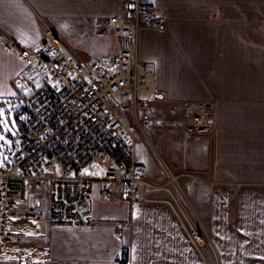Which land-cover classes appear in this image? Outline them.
I'll use <instances>...</instances> for the list:
<instances>
[{"label":"crops","instance_id":"obj_1","mask_svg":"<svg viewBox=\"0 0 264 264\" xmlns=\"http://www.w3.org/2000/svg\"><path fill=\"white\" fill-rule=\"evenodd\" d=\"M126 1L0 0V109L13 128L0 123L3 162L19 130L15 112L21 97L12 78L24 68L5 41L34 46L42 23L55 29L96 26L121 14ZM140 1L164 17L162 29L142 26L137 33L138 57L155 67L149 100L166 99L178 110L186 101H199L212 111L213 130L185 134L181 160L168 163L181 177L209 243L198 249L166 201L167 192L151 190L143 200L116 202L112 212H93L90 226L32 221L34 232L15 230L23 242L0 245V264H117L124 245L128 264H264V0ZM83 36L69 39L80 59L116 43L101 35L96 44L103 48L86 53ZM162 173L156 168L144 175L162 179ZM120 219L129 223L116 232Z\"/></svg>","mask_w":264,"mask_h":264},{"label":"built area","instance_id":"obj_2","mask_svg":"<svg viewBox=\"0 0 264 264\" xmlns=\"http://www.w3.org/2000/svg\"><path fill=\"white\" fill-rule=\"evenodd\" d=\"M95 28L116 44L107 52L80 59L49 25H40L31 47L5 41L24 68L12 78L21 97L19 126L4 152L0 172V245L23 242V233L5 227L27 218L55 226L93 223L94 183L104 200L137 202L151 190H164L166 201L193 243L201 249L208 233L185 192L162 159V179L148 178L134 155L137 134L150 142L149 121L139 107L152 96L155 67L137 55L142 26L164 27V17L140 0H127L121 14ZM151 82V86L147 83ZM150 88V90H149ZM188 138L210 133L214 119L204 102H184ZM175 181L177 191L167 184ZM116 220V232L128 226ZM117 264H128L129 248L119 247Z\"/></svg>","mask_w":264,"mask_h":264},{"label":"rangeland","instance_id":"obj_3","mask_svg":"<svg viewBox=\"0 0 264 264\" xmlns=\"http://www.w3.org/2000/svg\"><path fill=\"white\" fill-rule=\"evenodd\" d=\"M50 26L54 29L55 33L64 42V44L72 50L73 47H71L70 43L71 38H76L84 34L83 39L85 42L83 45L84 50L82 51L86 53L103 48V46L96 44V42L100 40V37H102L101 35H105L106 38L110 40L112 39L108 34H100L95 32L94 28L99 25L95 26L94 24L77 23L61 24L57 25L58 27L56 29L55 26ZM173 106L174 104L170 103L166 99L163 100L161 98H157L154 100H147L144 106L139 107L141 115L146 117V119L149 121V129L147 134L150 142L142 137V135L137 134L134 144V155L136 160H142L141 168H143L145 175L152 174L153 169L155 170L156 168L159 170H164L165 167L163 165L162 159L167 165L171 160L180 159L183 154V149L185 148L186 143H188L187 140L184 141L185 128L183 125L184 121L188 117V114L185 109L181 108V110H178V108ZM3 113L4 114L1 119L7 120V116L4 111ZM7 124L10 126L8 122ZM10 129L13 131L12 127H10ZM0 136L4 137L2 140L5 142L6 136L4 134H0ZM1 145L2 144H0V146ZM3 148L4 146L0 147V172L4 168V162L2 159ZM168 168L169 170L173 169L170 165H168ZM176 182L184 191L181 177H176ZM167 185L178 192L175 181H171ZM98 187L99 183L95 182L93 195L90 201V206L93 212H112L116 202L102 199L98 193ZM5 227L10 230H19L24 233L34 232L32 229L33 223L27 218L7 220Z\"/></svg>","mask_w":264,"mask_h":264},{"label":"snow or ice","instance_id":"obj_4","mask_svg":"<svg viewBox=\"0 0 264 264\" xmlns=\"http://www.w3.org/2000/svg\"><path fill=\"white\" fill-rule=\"evenodd\" d=\"M13 95H14V93H13ZM3 110L2 109H0V117H3ZM0 123H2V124H4V126H5V130H8V131H10V129H8V127H7V120H5V119H0ZM2 139H4V137L3 136H0V140H2Z\"/></svg>","mask_w":264,"mask_h":264},{"label":"bare ground","instance_id":"obj_5","mask_svg":"<svg viewBox=\"0 0 264 264\" xmlns=\"http://www.w3.org/2000/svg\"><path fill=\"white\" fill-rule=\"evenodd\" d=\"M147 84H148L149 86H151V82H148ZM149 90H150V88H149Z\"/></svg>","mask_w":264,"mask_h":264}]
</instances>
